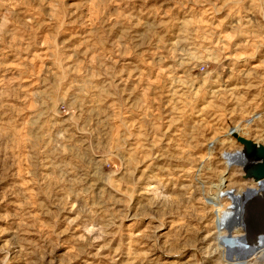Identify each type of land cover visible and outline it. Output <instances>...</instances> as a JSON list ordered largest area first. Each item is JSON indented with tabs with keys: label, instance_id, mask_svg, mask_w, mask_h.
<instances>
[{
	"label": "rangeland",
	"instance_id": "374dc122",
	"mask_svg": "<svg viewBox=\"0 0 264 264\" xmlns=\"http://www.w3.org/2000/svg\"><path fill=\"white\" fill-rule=\"evenodd\" d=\"M236 134L264 149V0H0V264H264Z\"/></svg>",
	"mask_w": 264,
	"mask_h": 264
},
{
	"label": "bare ground",
	"instance_id": "6f19581e",
	"mask_svg": "<svg viewBox=\"0 0 264 264\" xmlns=\"http://www.w3.org/2000/svg\"><path fill=\"white\" fill-rule=\"evenodd\" d=\"M235 139H238L241 143H243L245 145L244 155H237L238 156L237 159L239 160V163L237 162L238 164H240L242 166L243 165H249V164L252 165V162L254 160H256L258 158L259 159L264 158V149L260 150L258 152V154L255 155L256 157H254V153H253L254 152V147H253V144H252L251 141L248 142L246 139H243V138L239 137L237 134L235 135ZM248 154H250L251 156L248 155ZM234 156L235 155L224 154V155L221 156V158H226L227 160H231L232 161L235 158ZM247 156H248V159H250L248 164H247V161H246V157ZM253 158H254V160H253ZM234 161H236V160H234ZM234 163H236V162H234ZM262 182H264V180ZM247 196H248V194H247ZM232 199L234 201V209H235V211L237 213L230 220V224H234V223L239 222V220L241 218H243L246 215H248L249 213L253 212L252 210H255V208H257L256 210L261 209L260 208L261 206L259 207V205L256 204V203H255L256 207L252 208V206L254 204L250 207L249 201L254 199L253 197L251 198V196H249V199L246 200L245 202H243L241 199L236 200V198H234V197H232ZM254 202H256V201H254ZM253 228H257V229H255L253 231H249L250 229H249V227H247L248 235L244 239L239 241L238 244H234V245L231 246L232 249L241 247V252L245 255V258L251 257L252 253L257 252L258 249H260V248H262L264 246V237L262 238V231L260 232L259 228L256 225H254ZM256 243H257V245H256Z\"/></svg>",
	"mask_w": 264,
	"mask_h": 264
},
{
	"label": "water",
	"instance_id": "95a60500",
	"mask_svg": "<svg viewBox=\"0 0 264 264\" xmlns=\"http://www.w3.org/2000/svg\"><path fill=\"white\" fill-rule=\"evenodd\" d=\"M259 180H260V182H261V180L263 181L264 180V167H262L261 169H260V175H259ZM258 180V181H259Z\"/></svg>",
	"mask_w": 264,
	"mask_h": 264
}]
</instances>
